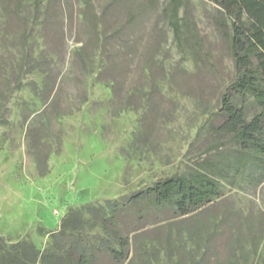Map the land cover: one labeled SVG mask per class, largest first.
<instances>
[{
  "label": "rangeland",
  "instance_id": "374dc122",
  "mask_svg": "<svg viewBox=\"0 0 264 264\" xmlns=\"http://www.w3.org/2000/svg\"><path fill=\"white\" fill-rule=\"evenodd\" d=\"M186 1L202 36L196 54L173 39L166 0H12L18 17L8 33L0 23L5 243L27 239L42 251L70 208L122 199L215 152L209 117L234 75L232 59L214 28L215 3ZM120 27L102 48L98 33ZM110 77L120 82L118 100ZM42 79L60 89L43 124L49 102L33 89ZM220 191L186 216L154 211L135 231L150 263L134 264H260L264 180L221 179Z\"/></svg>",
  "mask_w": 264,
  "mask_h": 264
},
{
  "label": "trees",
  "instance_id": "16d2710c",
  "mask_svg": "<svg viewBox=\"0 0 264 264\" xmlns=\"http://www.w3.org/2000/svg\"><path fill=\"white\" fill-rule=\"evenodd\" d=\"M211 1L215 3L214 28L227 47L234 74L209 117V129L219 143L215 152L201 157L186 172L159 177L122 199L70 208L42 251L27 239L7 244L0 238V264H134L136 258L150 263L147 254L138 249L135 231L154 211L165 208L186 216L221 195V179L246 176L256 184L264 180V0ZM11 2L0 0V23L6 33L18 17ZM162 13L176 44L196 54L202 36L189 16L187 1L166 0ZM88 19L94 30V18ZM122 31L123 27L102 30L97 41L105 48ZM106 63L109 72L115 63L111 57ZM110 78L111 100H118L120 82ZM33 86L34 93L49 102L40 112L43 124L49 120L47 109L56 104L60 89L48 79H42L40 87ZM260 264H264V255Z\"/></svg>",
  "mask_w": 264,
  "mask_h": 264
}]
</instances>
